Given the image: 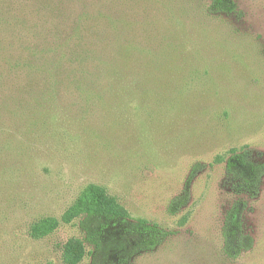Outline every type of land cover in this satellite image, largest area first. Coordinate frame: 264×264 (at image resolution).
<instances>
[{
	"label": "rangeland",
	"instance_id": "374dc122",
	"mask_svg": "<svg viewBox=\"0 0 264 264\" xmlns=\"http://www.w3.org/2000/svg\"><path fill=\"white\" fill-rule=\"evenodd\" d=\"M225 1L0 0V264H64L78 222L30 228L89 184L173 232L131 264H264V177L226 170L264 163V0Z\"/></svg>",
	"mask_w": 264,
	"mask_h": 264
},
{
	"label": "trees",
	"instance_id": "16d2710c",
	"mask_svg": "<svg viewBox=\"0 0 264 264\" xmlns=\"http://www.w3.org/2000/svg\"><path fill=\"white\" fill-rule=\"evenodd\" d=\"M212 7L215 11H232L225 0H212ZM226 164L228 174L238 181L239 187L251 193L259 191L264 163L253 164L243 154L234 152ZM182 204L184 200L176 199L171 209ZM240 209L233 207L228 212L229 238L235 237L241 228ZM76 221L84 238L73 237L64 244V264H80L86 256L91 257V264H131L137 256L155 251L173 235L145 219H133L118 199L98 184L86 186L60 218L47 217L34 222L30 234L34 239H43L62 224Z\"/></svg>",
	"mask_w": 264,
	"mask_h": 264
}]
</instances>
